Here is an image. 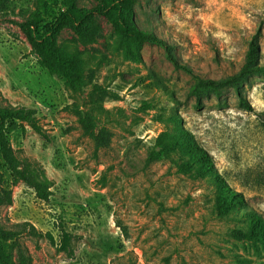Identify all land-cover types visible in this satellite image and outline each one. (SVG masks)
Returning a JSON list of instances; mask_svg holds the SVG:
<instances>
[{
    "label": "rangeland",
    "instance_id": "1",
    "mask_svg": "<svg viewBox=\"0 0 264 264\" xmlns=\"http://www.w3.org/2000/svg\"><path fill=\"white\" fill-rule=\"evenodd\" d=\"M76 1L89 10L103 5ZM132 1L139 29L166 42L193 75L157 44L145 43L138 60L127 58L114 25L95 14L88 39L71 26L57 37V49L83 60L86 86L76 92L40 67L13 22H30L37 0H19L16 17H0V107L35 108L48 137L17 129L11 147L53 182L48 203L24 183L11 184L13 203L0 207L1 227L28 222L54 236L55 242L20 237L31 264H264V246L234 234L247 228L245 211L224 212L213 178L179 173L173 158L147 162L177 117L230 189L264 216V186L257 182L264 175V127L256 115L264 113V76L243 84L252 111L240 106L234 89L200 102L193 94L199 78L237 72L256 37L264 63V0ZM72 105L96 117L103 148L96 150L66 110ZM7 180L0 157V191ZM60 229L71 235L69 252L60 248Z\"/></svg>",
    "mask_w": 264,
    "mask_h": 264
},
{
    "label": "trees",
    "instance_id": "2",
    "mask_svg": "<svg viewBox=\"0 0 264 264\" xmlns=\"http://www.w3.org/2000/svg\"><path fill=\"white\" fill-rule=\"evenodd\" d=\"M37 0L40 9L30 22H15L33 45V51L41 68L50 76L61 79L73 91L80 92L86 86L84 63L78 53H69L57 49V37L67 27H72L81 39L89 38V25L95 14L106 16L114 25L117 36L127 58L138 60L145 43L160 45L168 51V58L176 68L193 75L186 66L180 65L172 55L168 44L150 31L139 29L133 15L132 0H103L101 7L89 10L80 8L76 0ZM19 0H0V17L4 20L16 17ZM261 48L257 37L249 42L244 62L240 69L224 78H199L193 94L200 102L205 95H220L228 89H234L239 96L240 106L246 111L253 109L242 96V87L253 75L264 76V63H261ZM73 113L84 130V134L96 143V150L106 145V136L97 133L96 117L77 105L66 107ZM264 127V113L256 114ZM176 125L173 131H166L157 140L159 150L152 151L147 162L153 163L173 158L182 174L197 173L201 178L211 177L219 192L220 205L224 212L242 211L247 221L245 230H235L234 234L243 240L260 243L264 246V216L249 208L243 194L230 189L226 181L216 170L212 156L203 148L195 137L184 130L180 119L173 118ZM27 128L47 139V134L38 120V111L27 107H0V157L8 177L5 187L0 191V207L13 203L11 184L24 183L36 198L48 203L53 196V182L40 167L23 164L11 147L10 135L19 129L23 134ZM173 156V157H172ZM258 183L264 186V175L259 176ZM60 248L69 252L71 235L60 229ZM28 235L36 239L46 238L55 242L51 233H43L32 224L25 222L14 225L13 229L1 227L0 224V264H31L29 252L20 244V237Z\"/></svg>",
    "mask_w": 264,
    "mask_h": 264
}]
</instances>
